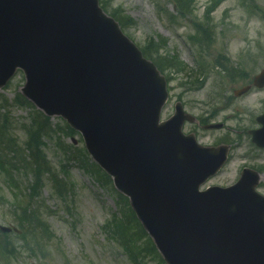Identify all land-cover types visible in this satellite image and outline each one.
Returning <instances> with one entry per match:
<instances>
[{"label":"water","instance_id":"obj_1","mask_svg":"<svg viewBox=\"0 0 264 264\" xmlns=\"http://www.w3.org/2000/svg\"><path fill=\"white\" fill-rule=\"evenodd\" d=\"M18 68L26 98L82 133L167 264H264L259 176L199 192L228 148L184 137L180 106L158 124L164 80L97 0H0V87Z\"/></svg>","mask_w":264,"mask_h":264},{"label":"rangeland","instance_id":"obj_2","mask_svg":"<svg viewBox=\"0 0 264 264\" xmlns=\"http://www.w3.org/2000/svg\"><path fill=\"white\" fill-rule=\"evenodd\" d=\"M208 3L209 0H197L198 17L204 15ZM257 4L264 8V0H257ZM111 6L112 9L109 10L114 11L117 16L120 8V13L134 19L135 25L126 27L124 34L138 47L144 46L152 39L165 38L167 44L161 52L177 54L187 67L195 68L198 55L195 48L190 45L188 36L192 31L188 23L173 24L167 15L159 12L158 7H161L173 13L171 5L157 0H114ZM212 18L218 28V40L202 57L207 62H212L216 55L224 53L232 62L245 66L251 78L264 70V26L260 19L241 8L237 0H225L213 12ZM189 21L192 19L189 18ZM172 77L174 79L169 85L172 91L169 92L170 98L161 117L166 120L173 114L178 96H181L180 101L185 112L194 117H201L203 113L217 110L218 116L211 123H221L224 126L222 130L210 132L194 124H185L182 127L183 133H193L198 143L204 146H214L216 142L226 139L232 148L226 167L207 182V186L227 187L235 183L242 167H264V152L252 147L249 138L243 133L244 129L253 127L252 120L261 109L264 90H252L244 97L229 99L226 102L227 97L233 95L234 90L240 86L239 84L233 86L222 80L208 66L205 67L203 74L194 76L181 74ZM200 82L204 85L199 88ZM23 85L24 78L19 73L0 93L12 100ZM227 103L229 105H226ZM11 112L12 118L19 125L25 124L30 113L28 109L15 107ZM51 122L53 130L55 129L54 133L64 129L58 118L55 117ZM14 134L21 142L26 138L22 128L16 129ZM60 138L62 148L56 144V137L45 140L44 153L56 171H59L61 166H67L74 191L66 198L67 202L63 203L53 197L50 184L46 182L41 195L43 205H40L43 218L50 225L51 232L56 238L35 255L15 236H11L10 245L16 249L15 253L10 252L11 250L5 252L4 249L0 256V264H131L121 249L108 241L103 230L105 223L112 220L115 214L119 216L122 214L119 198L111 186H101L97 175L90 176L84 171L83 165L89 161L82 152L84 144L80 136L70 137L68 133H64ZM261 175L263 179L258 192L264 194V170L261 171ZM62 176L63 174L60 175ZM4 182L0 175V194L7 201L0 202V226L17 227L11 214L12 193ZM66 207L70 213L65 212ZM145 257L147 264H155L149 255Z\"/></svg>","mask_w":264,"mask_h":264},{"label":"trees","instance_id":"obj_3","mask_svg":"<svg viewBox=\"0 0 264 264\" xmlns=\"http://www.w3.org/2000/svg\"><path fill=\"white\" fill-rule=\"evenodd\" d=\"M176 5L178 13L184 14L185 12H192L193 0H170ZM248 7L252 12H255L264 23V10L256 5V0H246ZM200 32L199 40L206 42L211 41V28L208 24H197ZM144 55L155 61L157 66L162 69L164 67H179L181 64L171 56H166L164 59L158 57L154 58L153 54L158 53V49H155L149 45L146 49H143ZM233 71H226V77L232 81L237 82L235 78L237 76H244V74L233 73ZM26 105H28L25 102ZM31 127L26 130L29 138L25 143V147L20 146L16 138L11 135L12 124L10 117L7 113H2L0 109V169L6 174L7 179L11 180V187L16 191L14 193L15 214L17 225L22 230L21 239L24 242H32L39 248V243L46 242L48 239H52L51 232L47 224L42 219V213H40V207L37 205V199L41 194V189L44 186L45 180L51 183L52 190L57 196L63 198L70 186L68 183L56 175L50 167L49 162L44 156L42 148V139L52 132L51 122L39 112L34 111L31 115ZM16 174L18 176H24L27 181V186L24 189V193L18 191L16 181L13 179ZM10 177V179L8 178ZM71 190V189H70ZM135 220H133V223ZM136 223V222H135ZM129 222L118 221L114 223L113 232L115 237L122 243L124 248L132 254L134 247L138 244L136 240L145 238V233L141 230L139 225H135L130 229ZM115 238V239H116ZM5 243L8 245V237L3 236ZM161 261H159V264ZM162 264V263H161Z\"/></svg>","mask_w":264,"mask_h":264},{"label":"flooded vegetation","instance_id":"obj_4","mask_svg":"<svg viewBox=\"0 0 264 264\" xmlns=\"http://www.w3.org/2000/svg\"><path fill=\"white\" fill-rule=\"evenodd\" d=\"M260 114H262V113H260ZM256 121V120H255ZM259 127V125L257 126V128Z\"/></svg>","mask_w":264,"mask_h":264}]
</instances>
